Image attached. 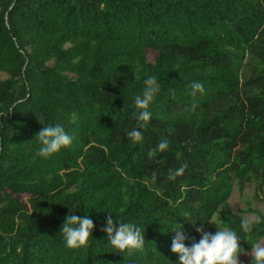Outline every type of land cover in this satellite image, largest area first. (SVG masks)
<instances>
[{"label": "trees", "instance_id": "obj_1", "mask_svg": "<svg viewBox=\"0 0 264 264\" xmlns=\"http://www.w3.org/2000/svg\"><path fill=\"white\" fill-rule=\"evenodd\" d=\"M149 75L160 92L132 144V102ZM195 81L204 92L193 97ZM51 123L72 144L34 159ZM161 138L169 148L149 158ZM235 187L264 203V0H0V264H178L174 221L186 246L199 223L217 222L248 253L264 240V213L235 212ZM69 210L93 220L80 249L59 235ZM248 213L262 222L244 233ZM105 215L140 226L143 248L108 246Z\"/></svg>", "mask_w": 264, "mask_h": 264}, {"label": "clouds", "instance_id": "obj_2", "mask_svg": "<svg viewBox=\"0 0 264 264\" xmlns=\"http://www.w3.org/2000/svg\"><path fill=\"white\" fill-rule=\"evenodd\" d=\"M190 95L195 97L197 93L203 94L204 87L201 82L195 81L190 84ZM160 92V84L155 76H147L143 80L142 91L133 98L132 116L135 118V124L125 133V139L132 143L138 144L143 140V129L152 118L149 110L150 104ZM196 105L191 106L195 110ZM72 137L65 131L59 123L42 125L41 130L36 134L33 141L36 147L34 149V159L40 158L48 160L59 154L63 149L72 144ZM169 148L167 138H161L147 155L152 158L158 153H163ZM187 168V164H181L175 169H170L167 174L169 181L175 180L181 176ZM153 180L155 173H153ZM184 220L195 226L197 223L190 222V214L184 212ZM262 217L257 215L254 222L247 218L240 221V229L244 233H251L254 223L260 224ZM200 226L195 228L199 234V240L186 246L187 237L183 233L182 225L174 221V227L170 229L174 233L171 240L170 251L178 258V264H240V255H250L251 264H264V243H253L250 253L244 252L238 247L237 231L230 227H217L215 232L204 230L205 223H199ZM216 225L215 223H212ZM93 230V220L88 214L78 216L70 212L65 217L59 235L63 245L68 249H80L89 242L90 234ZM103 232L106 234L108 246L120 251L131 254L133 251L141 250L145 244V237L141 227L133 222L113 221L111 215H105V226Z\"/></svg>", "mask_w": 264, "mask_h": 264}, {"label": "rangeland", "instance_id": "obj_3", "mask_svg": "<svg viewBox=\"0 0 264 264\" xmlns=\"http://www.w3.org/2000/svg\"><path fill=\"white\" fill-rule=\"evenodd\" d=\"M254 188L248 187L243 194H241L238 189L235 187L232 197L230 198V203L232 205V208L235 212L247 210L249 207V203L253 209L259 210L264 213V203L254 198ZM256 215L254 213H248L246 215V218L250 221L255 220ZM216 225L212 224V228L219 227L217 222H213ZM264 243V240L261 242ZM250 253V252H248ZM240 264H249L251 262V256L250 255H241L239 256Z\"/></svg>", "mask_w": 264, "mask_h": 264}]
</instances>
